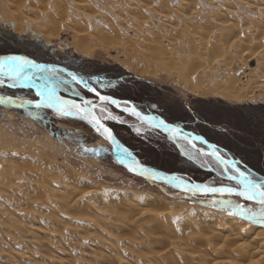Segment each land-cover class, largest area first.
Returning a JSON list of instances; mask_svg holds the SVG:
<instances>
[{"label": "rangeland", "instance_id": "374dc122", "mask_svg": "<svg viewBox=\"0 0 264 264\" xmlns=\"http://www.w3.org/2000/svg\"><path fill=\"white\" fill-rule=\"evenodd\" d=\"M67 1L72 4L75 0ZM167 1L169 8L162 9H167L172 15L171 18L166 17L165 23L161 25L157 24L155 14L160 5L159 0H150V3L144 0L87 2L90 4L89 11L114 17L118 29L126 28L125 22H129L148 34L150 17H153L154 28L161 31H171L176 27L182 38L174 36L177 39L173 42L174 47L179 48L192 39L198 49L200 46L199 61L212 63L214 67L232 62L234 72L240 68L243 70L241 81L246 80L247 75H252L253 80L249 81L246 90L253 96L252 101L237 103L211 95L197 96L184 86L175 85L162 73L153 75L147 69L141 70L133 59L130 68H127L123 64L127 62V57H131L134 49H125L120 44H115L107 52L96 49L90 54L81 55L73 48L72 32L69 31H62L57 38L46 40L31 28L13 33L6 22L0 20V55L23 56L29 60L64 65L106 95L137 105L145 113L159 116L187 133L207 139L224 156L238 161L254 178L264 179V68L258 67L259 62H264V11L234 1L227 5L225 2L228 0H224V4L219 0H209V3L208 0H196L190 7H179L180 0ZM254 2L255 6L264 7V0ZM130 11L141 12V15L138 19V15H128L126 21L123 16ZM212 26L220 35L218 39H214L210 32ZM221 26L225 27L224 33L220 31L223 28ZM128 33L132 35L131 30ZM204 45L207 48L205 51L202 49ZM242 59L248 61V65L243 66ZM45 75L50 78V82L58 85L57 93L65 99L74 100L82 106L84 101L96 103L89 94L84 95L80 89L68 84L60 74L49 72ZM0 95L37 99L30 89L10 88L7 85L0 87ZM94 113L151 168L177 173L208 185L238 187V181L228 178L235 174L190 150L185 144L167 137L161 138L156 135L158 132L137 124L107 106L97 105ZM0 139L13 145L9 147L6 143L7 147L2 148L0 141V155L7 153L6 157H0L2 167L4 163L6 165L11 162L37 167L43 161L59 166L65 172L75 173L89 185L126 195L133 193L158 199L169 209L167 212L171 217L183 209H197L227 220H241L251 228L264 230L260 224L238 215H229L233 209L225 206L223 201L243 205L253 212H259L260 206L237 198L188 196L134 176L114 161L110 146L86 125L49 111L17 110L0 105ZM14 155L20 158H13Z\"/></svg>", "mask_w": 264, "mask_h": 264}, {"label": "bare ground", "instance_id": "6f19581e", "mask_svg": "<svg viewBox=\"0 0 264 264\" xmlns=\"http://www.w3.org/2000/svg\"><path fill=\"white\" fill-rule=\"evenodd\" d=\"M87 1L0 0V20L13 33L31 28L46 40L57 38L62 31L72 32L71 44L81 55L96 49L107 52L120 44L134 49L123 64L127 68L133 59L141 70L162 73L197 96L237 103L253 100L246 92L252 75L241 81L243 70L234 72L232 62L215 67L204 64L198 59L200 46L198 49L192 39L174 47L176 37L182 38L176 27L173 33L161 31L152 25L153 17H147L151 21L148 34L129 22L118 29L114 17L89 11ZM231 1L225 4L234 1L264 11L254 0ZM195 2L180 0L179 7ZM159 3L155 14L161 25L172 13L162 9L169 8V1ZM140 13L130 11L123 17L127 21L128 15H138V19ZM221 27L224 33L225 27ZM210 32L214 39L220 37L214 26ZM202 49L207 50L205 45ZM258 67L264 68V62ZM0 141L6 148L7 142ZM4 164L0 166V264H264V230L241 220L197 209H183L171 217L158 199L89 185L59 166L43 161L37 167Z\"/></svg>", "mask_w": 264, "mask_h": 264}, {"label": "snow or ice", "instance_id": "6c2138e0", "mask_svg": "<svg viewBox=\"0 0 264 264\" xmlns=\"http://www.w3.org/2000/svg\"><path fill=\"white\" fill-rule=\"evenodd\" d=\"M48 72H55V69H48ZM70 75L71 80L74 81L77 85L87 88L89 91L99 95L93 85L81 79L76 74ZM5 85L10 88L36 89L35 95L39 97V100L35 103H33V101L31 100H21L19 106H32L37 109H52L56 113V115L60 117L78 115L81 119L88 120L89 123H92L93 126L96 128V131L101 132V134L106 135L109 140L114 141V137L112 135L111 130L102 125L99 120L95 119L92 111L94 105H91L90 101H84L82 106L81 104L76 103V101L74 100H68L58 95V85L50 82V78L46 77L45 66L39 65L35 61L29 60L28 58L23 56H0V87H4ZM100 99L110 100L112 103H117L115 100H111L110 97L106 96H100ZM4 104L15 105L16 100L13 99V97L11 96H0V105ZM132 111L134 112V114L139 115L138 113H135L134 109H132ZM161 125L168 127V125H166L164 121L154 122L153 124L154 127H159ZM171 130L173 132L177 131L175 128H172ZM85 150L89 151V149ZM209 155L215 156L218 162L224 163L225 170H227V162L224 160L223 156H221L218 151L209 153ZM232 170L236 174L229 176L228 178L230 180L238 181V187L217 188L209 187L208 185H190L183 182L178 177H171L170 179L175 183L176 187L181 188L185 191H191L193 192V194H195L196 192H201L204 194L220 193L221 195H236L249 201H255L257 204L260 205L259 212H253L250 209H246L243 205L240 204L232 205L230 201H223V204L233 209L231 212H229V215H238L242 219H246L250 222L264 226V179L257 180L251 174H248L244 171H240L238 168H236L235 164H233ZM148 171V169H143L144 173H147ZM159 178L169 179L163 176Z\"/></svg>", "mask_w": 264, "mask_h": 264}, {"label": "water", "instance_id": "95a60500", "mask_svg": "<svg viewBox=\"0 0 264 264\" xmlns=\"http://www.w3.org/2000/svg\"><path fill=\"white\" fill-rule=\"evenodd\" d=\"M33 61H35V60H33ZM35 62L39 65L45 66V73H49L48 69H55V73H58L61 76H63L67 80L68 84L73 85V86L79 88L81 91L92 96L96 101L95 104H91V105H94V108L92 109L93 115H94L95 119L99 120L100 123L102 125H104L105 127H107L108 129H110V128L103 121H101L99 119V117H97L94 113V109L97 107V105L108 106L111 109H113L115 112H118V113L132 119L133 121H135L139 125L145 126L150 130L158 132L161 135H163L164 137L171 138V139H174L180 143L185 144L190 150L197 152L199 155H201L203 157L209 158L211 161H213L217 165L225 168L224 163L218 162L217 158L215 156L209 155V153L218 151L221 154V156H223L224 160L227 162V170H229L233 174H236L232 170V166H233V164H235L236 168H238L240 171H244V172L250 174L238 161H235L231 158L224 156L214 144L209 143L206 139L201 138V137H197V136L190 134V133H187V132L183 131L181 128H179L178 126L167 122L165 119H163L159 116L152 115L149 113H144L130 102L121 101V100H118V99L111 97L109 95L102 94L96 89L97 92L99 93V95H97L96 93L89 91L87 88H84L80 85H77L74 81L71 80L70 74H76L78 77H80V76L75 71H73V70H71L65 66L58 65V64H52V63H44V62H39V61H35ZM80 78L83 79L82 77H80ZM85 81H87V80H85ZM26 89H29V88H26ZM30 90L35 94V92H36L35 88H31ZM0 96H2V95H0ZM100 96L110 97L111 100H115L117 103H112L110 100H101ZM2 97H6V96H2ZM13 99L16 100L15 105L4 104L2 106H5V107L11 108V109H17V110H30V109L31 110H46V111H49V112L56 115V113L52 109H48V108L37 109V108L32 107V106H25V107L19 106L21 100L27 101V99H17L14 97H13ZM38 100H39V97H37L36 100H31V101H33V103H35ZM125 109H128V110H125ZM132 109H134L135 113H138L139 115L134 114ZM64 118L75 120V121H78V122L86 125L96 136H98L100 139H102L104 142H106L110 146L111 155H112L114 161L119 166H121L127 172H129L130 174H132L134 176L142 178V179H144L148 182H151V183L163 185V186L168 187L169 189H171L175 192H178V193H181L184 195H188V196L237 198L243 202L260 206L255 201H249V200H246V199L239 197V196H236V195H231V196L227 195V194L221 195L220 193L204 194L201 192H196L195 194H193V192H191V191L182 190L181 188H178L175 186V183L170 179L171 177H178V178H180V180H182L183 182L190 184V185L199 184V185L203 186V185H208V184H206L204 182H198V181H195L192 179L184 178L177 173H168V172H164V171H161L158 169L148 167V166L142 164L141 161L138 159V157L125 144H123L121 142V140H119V138L112 131L111 132H112V135L114 137V141L109 140L106 135H103V134H101V132L96 131V128L93 126L92 123H89L88 120L81 119L78 115L68 116V117H64ZM159 121H164L165 124L168 125V127H165L164 125H161L159 127H154L153 126L154 122H159ZM172 128H175L177 131L173 132L171 130ZM143 169H148L149 171L147 173H144ZM161 176L169 178V179H160L159 177H161ZM208 186L209 187H217V188H219V187H233V186H228V185H208Z\"/></svg>", "mask_w": 264, "mask_h": 264}, {"label": "trees", "instance_id": "16d2710c", "mask_svg": "<svg viewBox=\"0 0 264 264\" xmlns=\"http://www.w3.org/2000/svg\"><path fill=\"white\" fill-rule=\"evenodd\" d=\"M64 66V65H63ZM100 93H102V94H105L104 92H102V91H100L96 86H94ZM77 88V87H76ZM78 90H79V88H77ZM84 95H87L88 96V94L87 93H85V92H83V91H81ZM3 96V95H2ZM90 96V95H89ZM7 97V96H6ZM115 98V97H114ZM119 100V99H118ZM139 110H141L142 112H144L143 111V109H140L137 105H135ZM108 107V106H107ZM108 108H110V107H108ZM113 110V109H112ZM114 111V110H113ZM145 113V112H144ZM156 135H158L159 137H161V138H164V136L163 135H161V134H159V133H157ZM171 139V138H170ZM171 140H173V141H176V140H174V139H171ZM207 140V139H206ZM208 141V140H207ZM122 143H123V141H121ZM178 142V141H177ZM123 144H125V143H123ZM126 145V144H125ZM127 146V145H126ZM128 147V146H127ZM137 157H138V159L141 161V163L142 164H144V165H146V166H148V167H150L149 165H147V163H145L144 162V160L143 159H141L140 158V156H138L130 147H128ZM243 202V201H242Z\"/></svg>", "mask_w": 264, "mask_h": 264}]
</instances>
